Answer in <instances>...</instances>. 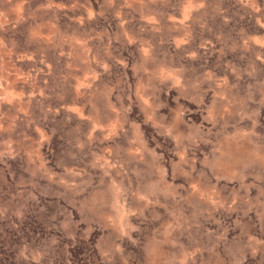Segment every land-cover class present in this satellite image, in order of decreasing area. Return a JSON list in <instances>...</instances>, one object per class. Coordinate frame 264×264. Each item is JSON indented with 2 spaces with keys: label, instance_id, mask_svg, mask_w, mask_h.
I'll return each mask as SVG.
<instances>
[{
  "label": "rangeland",
  "instance_id": "rangeland-1",
  "mask_svg": "<svg viewBox=\"0 0 264 264\" xmlns=\"http://www.w3.org/2000/svg\"><path fill=\"white\" fill-rule=\"evenodd\" d=\"M0 264H264V0H0Z\"/></svg>",
  "mask_w": 264,
  "mask_h": 264
}]
</instances>
